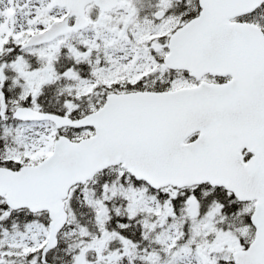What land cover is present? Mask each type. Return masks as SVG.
I'll return each instance as SVG.
<instances>
[{"label":"snow or ice","instance_id":"obj_1","mask_svg":"<svg viewBox=\"0 0 264 264\" xmlns=\"http://www.w3.org/2000/svg\"><path fill=\"white\" fill-rule=\"evenodd\" d=\"M0 264H264V0H0Z\"/></svg>","mask_w":264,"mask_h":264}]
</instances>
